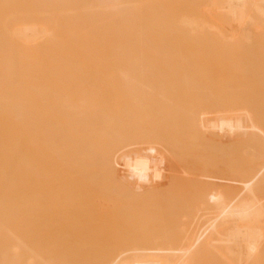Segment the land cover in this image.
Masks as SVG:
<instances>
[{
  "label": "bare ground",
  "instance_id": "6f19581e",
  "mask_svg": "<svg viewBox=\"0 0 264 264\" xmlns=\"http://www.w3.org/2000/svg\"><path fill=\"white\" fill-rule=\"evenodd\" d=\"M263 127L264 0H0V264L262 261ZM147 195L183 196L188 259L129 243Z\"/></svg>",
  "mask_w": 264,
  "mask_h": 264
},
{
  "label": "rangeland",
  "instance_id": "374dc122",
  "mask_svg": "<svg viewBox=\"0 0 264 264\" xmlns=\"http://www.w3.org/2000/svg\"><path fill=\"white\" fill-rule=\"evenodd\" d=\"M236 120V119H235ZM238 121H240V120H238ZM253 124V123H252ZM236 125H241V126H244L245 125V127H247L248 126V124L247 123H245V124H236ZM255 124H253V126L251 125H249V129L251 130L249 133V135H248V132H246L247 134H245V135H243V136H241V137H239V136H235L236 137V140H238V141H234V142H240L241 143V147L240 146H238V148L237 147H235V150H238V152L237 151H233L232 149H231V151H233V153H235V152H237V153H235V155L234 154H232L231 155V153L230 154H228L229 152H231V151H227L226 152V155L228 154V155H231V156H234V158H237L238 160H239V162H240V166L238 165V163L239 162H237V161H235V160H231L230 162H231V164H230V162L229 163H225V164H227V165H229V166H227V168H228V170H226V171H224L223 170V168H222V170H221V172L222 171H224L225 173L224 174H222V175H224L223 176V178L224 177H226V180H224L223 178V182L222 183H224L223 185H221L220 187H222L223 189H224V191L226 192V194H227V191H228V193H231L233 190L235 191V192H238V189H239V191H240V188L243 186V183L244 182H246V178L248 177V175H249V173L252 171V169H253V167H251L252 166V164H253V162L255 161L254 160V156H257L258 157V149H256L255 150V145H252L251 147L250 146H248V145H250V143L251 144H253L254 142H255V137H256V135H255V137H252V138H250V136H251V134L254 132V131H256V129H255V127L256 126H254ZM235 126V125H234ZM261 126V125H260ZM264 128V127H263ZM255 129V130H254ZM252 130H254L253 132H252ZM257 132H258V130H257ZM257 134V133H256ZM238 135V134H237ZM248 135V136H247ZM253 135H254V133H253ZM245 136H246V138H245ZM233 137H234V135H233ZM232 137V138H233ZM239 139H238V138ZM243 137V138H242ZM249 137V138H248ZM242 138V139H241ZM244 138H245V141H244ZM248 138V139H247ZM241 139V140H240ZM250 139V140H249ZM246 140H248L247 142H246ZM252 140V141H251ZM244 143H243V142ZM254 141V142H253ZM243 143V144H242ZM249 143V144H248ZM243 145V146H242ZM248 148H247V147ZM254 146V147H253ZM237 148V149H236ZM243 148V149H242ZM254 148V149H253ZM249 150V151H248ZM251 150V151H250ZM249 152V153H247V152ZM255 153V154H253V152ZM256 151V152H255ZM241 153H243V154H241ZM250 153H251V155H250ZM236 154L239 156H236ZM257 154V155H256ZM248 155V156H247ZM254 155V156H253ZM243 156H245V157H243ZM253 156V157H252ZM248 157V158H247ZM256 157V158H257ZM225 158V159H224ZM223 159L224 160H226V158H232V157H224ZM227 162L229 161V160H226ZM234 161V162H233ZM237 162V163H236ZM251 163V166L249 165L250 163ZM244 163V164H243ZM238 165V166H236V165ZM234 167H233V166ZM226 166V165H225ZM231 166H232V168H231ZM247 166H249V167H251V169L250 168H248ZM235 167H237V169H234ZM239 167L240 168H244V169H239ZM227 168H225V169H227ZM231 168V169H230ZM231 170V171H230ZM235 172H234V171ZM240 170V172H241V175H239V176H241V177H239L238 176V174L240 173V172H238ZM241 170H243V172H245L246 171V173H243ZM219 171V170H218ZM236 172H237V174H236ZM249 172V173H248ZM218 173H220V171L218 172ZM233 174V175H232ZM236 174V175H235ZM221 175V176H222ZM247 175V176H246ZM220 176V177H221ZM232 176H234L233 177V179L234 178H236L235 179V181H230V183L231 182H233L231 185H232V188H231V186H230V183H228V181L232 178ZM239 177V178H238ZM229 179V180H228ZM244 179V180H243ZM237 180V181H236ZM241 180V181H240ZM243 180V181H242ZM240 181V182H239ZM219 183V182H218ZM220 183H221V181H220ZM220 183L218 184V185H220ZM239 183H241V184H239ZM212 185V184H211ZM214 185V184H213ZM239 186V188H238V186ZM242 185V186H241ZM230 186V187H229ZM229 187V188H228ZM228 189V190H227ZM236 189V190H235ZM233 193L234 192H232V194H229L230 196L231 195H233ZM155 197H151V196H149L148 197V195L147 196H145V201H142L143 200V197L142 198H140L139 197V200H137L138 201V204H140V202H141V204H143V202H144V204L141 206V204H140V207H136L138 210L141 208V211H139L137 214H138V216H137V219L135 220L136 221V225H133L131 228H130V230H129V235H128V237H129V243H131L132 245H140V247H147L146 249H147V252L149 251V249L151 250V251H153L152 252V254H156L155 253V251L154 250H158L159 251V247H160V243H162L163 245H161V247H160V249H162V248H164L163 250H162V252H164V253H168V254H173L174 255V252L173 251H169V246H167L168 244L170 245V243L169 242H171L172 241V244L171 245H173V247H171V245H170V250H172V248H173V250H175L176 249V247H179V249L177 248V251H179L178 252V254H179V258H181V259H188L189 258V256H188V254H191V256L193 257H195V258H192L193 260L194 259H198L199 257H201V255H202V253H204L203 254V257L202 258H200L199 259V261L197 262H195L194 264H199V262H200V264H201V259H202V264L204 263H206V264H208L207 262H206V260H204V258H206L207 260H208V258H213V259H210V262H209V260H208V262L209 263H212V264H215V260H217V258H216V256H208L207 255V257H205L206 256V248L204 247V246H200V247H197V246H193V249L194 250H192L191 251V248L189 247V249H185L186 248V246L187 245H184V244H182L183 242L181 241V239L179 238V237H181L182 236V231L180 232L179 230L180 229H176V226L178 225V224H181L182 222H180V219L182 220V218H180V217H185V214L183 215V216H180V212L182 211V209H181V205L180 206H178V208H177V206L176 205H179L178 203L179 202H182L184 199H183V196L182 195H180V197H182V198H180L179 200L180 201H176V199L178 200V195H171V197H170V201H171V199L174 197V199H172V201L170 202L171 204H168V202L166 201L167 199H166V196H165V198L163 197L164 195H154ZM168 196H170V195H168ZM167 196V197H168ZM173 196V197H172ZM234 196V195H233ZM262 196H264V195H262ZM162 197H163V200H164V203H162V201H161V199H162ZM184 197L186 198L185 199V202H189L191 199L190 198H192V200L194 199L193 197H191L190 195H184ZM190 197V198H189ZM157 198H159V199H157ZM136 199H138V198H136ZM134 201H135V198L133 199ZM190 201V204L193 206V202H194V200L193 201ZM196 200V199H195ZM134 201H133V203H134ZM136 201V202H137ZM199 201H201L200 199H199ZM172 202H173V204H175V206H173V204H172ZM146 203H147V205H146ZM135 204V205H134ZM133 204V206H137L138 204H136V203H134ZM168 204V205H167ZM183 204V203H182ZM187 204H189V203H186V207L188 206ZM189 204V206H188V210L190 209V207H192L191 205ZM139 206V205H138ZM176 207V208H175ZM197 207V206H196ZM135 208V207H134ZM135 208V209H136ZM181 209V211H180V209ZM192 210V209H191ZM190 210V211H191ZM136 212H137V210H136ZM183 212V211H182ZM181 212V213H182ZM188 213V212H187ZM137 214H135V216L137 215ZM183 214V213H182ZM189 214V216H188V220H189V218L191 219V215H190V212L188 213ZM203 215V214H202ZM201 216V215H200ZM200 216H199V220L198 221H200ZM204 216V215H203ZM186 217H187V214H186ZM202 216H201V221H203L202 220ZM206 218H207V216H206ZM102 219V217L100 216V218H99V220H101ZM112 219H113V217H112ZM185 219V218H184ZM179 220V221H178ZM187 220V219H186ZM185 220V221H186ZM183 221V220H182ZM185 221H183V222H185ZM178 222H180V223H178ZM175 226V227H174ZM181 226L182 225H180V228H181ZM183 227V226H182ZM175 228V229H174ZM169 229V230H168ZM172 229H173V232H169V231H172ZM133 230H135V231H133ZM177 230V231H176ZM108 231H109V233H108ZM161 231V232H160ZM170 233V234H168V232ZM159 232V233H158ZM178 232H180V233H178ZM104 233V234H103ZM148 233H150V234H148ZM154 233V234H153ZM162 233H163V235L165 236V237H167V238H165L164 236V238H165V240L166 239H169V240H167V241H165V242H162L161 241V239L162 240H164V238H162L161 237V235H162ZM165 233V234H164ZM167 233V234H166ZM101 236H102V234L103 235H106V236H108V238L105 236V237H103L102 236V238H103V240H107V239H110L111 238V234H112V230L110 229V228H104L103 230H101ZM149 236H148V235ZM152 234V235H151ZM161 234V235H160ZM145 235H147V240H152L156 235H158V237L156 236V238H159V240L158 239H153L154 241L156 240V241H160L159 243L158 242H156V244H155V242L154 241H151V243L153 244V246L151 245V243L149 242V245H147V243H148V241L145 239ZM169 235V236H168ZM153 236V237H152ZM170 236H171V238H172V240H170ZM179 236V237H178ZM142 237V239L140 240V238ZM149 237L151 238V239H149ZM177 237H178V240H177ZM136 238V239H135ZM138 238V239H137ZM176 240H175V239ZM145 239V240H144ZM174 239V240H173ZM179 239H180V242H179ZM139 240V241H138ZM169 241V242H168ZM177 242V244L176 243H174V242ZM134 242V243H133ZM136 242V243H135ZM154 242V243H153ZM139 243V244H138ZM157 243H158V245H157ZM167 243V244H166ZM165 244H166V246H165ZM180 244V246H181V244H182V246L180 247V246H178ZM188 244V243H187ZM157 245V246H156ZM174 245H176L175 246V248H174ZM139 247V246H138ZM158 247V248H157ZM168 247V248H167ZM183 247V248H182ZM195 247V248H194ZM196 247L197 248H199L200 250L198 251V249L196 250ZM154 248V249H153ZM205 248V249H204ZM165 249H166V251L167 252H165ZM180 249H183V250H180ZM156 250V251H157ZM186 250V251H185ZM189 250V252H188V254L186 255V257H185V254L184 253H186L187 251ZM205 251V252H202V251ZM161 251V250H160ZM184 251V255L182 254V252ZM195 251V252H194ZM150 252V251H149ZM197 252H202L201 254L199 253L198 255H197ZM151 253V252H150ZM175 253H176V250H175ZM180 254H182L181 255V257H180ZM158 255H159V257H161L160 255H161V253L159 252H157V254H156V256L158 257ZM176 255V254H175ZM205 255V256H204ZM165 257V256H164ZM177 258H178V256H176ZM176 257H170V258H167V261H171L172 260V262H173V259L172 258H176ZM213 260V261H212ZM205 261V262H204ZM249 264V263H248ZM252 264H254V263H252ZM255 264H264V259L262 260V261H260V262H257V263H255Z\"/></svg>",
  "mask_w": 264,
  "mask_h": 264
}]
</instances>
